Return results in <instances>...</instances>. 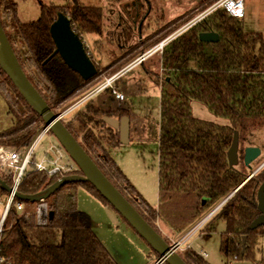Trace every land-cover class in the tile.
Here are the masks:
<instances>
[{
	"label": "trees",
	"instance_id": "1",
	"mask_svg": "<svg viewBox=\"0 0 264 264\" xmlns=\"http://www.w3.org/2000/svg\"><path fill=\"white\" fill-rule=\"evenodd\" d=\"M59 11L68 15L72 28L81 37L103 32L104 16L100 6L80 0H66L62 5L41 4L40 16L23 22L18 17L14 0H0V21L22 69L56 113H59L56 106L65 109L71 101L86 94L83 90L91 86L102 71L94 60L97 73L86 80L70 68L59 53L52 55L56 46L49 29ZM121 24L123 38L130 39L133 26ZM203 31H216L219 40L201 41L199 34ZM86 50L93 57L89 49ZM161 59L169 70L163 76L144 66L146 74L161 91L160 204L157 208L141 195L111 156L108 148L120 144L119 133L103 117L94 118L98 111L92 105V99L71 119L63 120L64 124L102 172L158 232L154 224L156 219L165 220L172 230H181L209 203L237 189L210 218L219 216L226 223L221 234V251L228 261L248 259L264 264V254L261 258L256 256L258 238L264 237V224L249 228L260 214L257 192L264 181V166L245 181L247 174L237 167H230L227 159L235 130L240 135L241 129L251 125L264 126L262 34L244 30L241 19L218 8L165 46ZM112 68L111 64L105 67L107 71ZM7 86L11 88L9 91ZM0 95L7 103L12 121L10 126L0 130V145L16 149L29 147L44 128L43 121L1 67ZM193 99L202 102L215 115L228 119L229 123L217 124L196 117L191 108ZM125 115L130 116V111L121 106L107 116L120 118ZM98 124L102 126L100 133L94 128ZM105 138L107 146L103 141ZM75 173H81L79 168L69 174ZM0 177L8 185L12 184L11 175L0 173ZM60 177L30 170L18 190L26 195L39 194ZM79 186L115 210L88 181L68 182L46 199L49 219L45 225L37 223V201L23 200V211L13 205L0 241V252L9 264H120L100 240L90 214L78 207ZM7 194L0 183V197ZM151 250L159 259V254ZM181 256L187 264H210L191 248L184 249Z\"/></svg>",
	"mask_w": 264,
	"mask_h": 264
},
{
	"label": "rangeland",
	"instance_id": "2",
	"mask_svg": "<svg viewBox=\"0 0 264 264\" xmlns=\"http://www.w3.org/2000/svg\"><path fill=\"white\" fill-rule=\"evenodd\" d=\"M17 3L18 17L23 22L36 20L40 16L41 4L53 3L62 5L66 0H14ZM88 5L100 6L104 16V29L101 34H84L83 39L89 44V51L94 60L102 67L100 74L93 80L91 86L83 90L87 92L79 99L71 101L70 107L81 98H84L94 86L104 82L107 78L130 68L115 79L113 86L126 95L124 101L115 99L112 87L104 88L95 92L91 97L84 100L79 106L65 114V122L71 119L75 113L82 110L92 99V105L98 113L94 116L96 120L107 116L108 113L117 112L119 107H127L130 111V140L126 144H119L109 148L111 156L122 168L131 183L141 193V195L154 207L160 204L159 184H158V141L160 124V87L146 74L144 66L160 76L165 75L169 70L163 65L160 51L155 52L149 58L143 60L144 64H134L140 56L145 55L150 48L140 50L136 46L140 45L141 39L145 37L139 35L137 30L132 31L130 39L123 38V25L133 26L134 22L142 16L150 13L147 24L151 26L160 24L157 19L164 10L165 19L169 16V0H80ZM178 2L174 8L180 12L183 6L186 9H195V14L199 15L217 0H173ZM135 5L139 6L140 12L136 17ZM243 14L241 19L243 29L251 32H258L264 38V0H242ZM120 17V18H119ZM164 19V18H163ZM164 19V20H165ZM204 19V18H203ZM105 31V32H104ZM123 47V49H121ZM133 50L131 52V50ZM157 48V46L155 47ZM207 50H210L207 48ZM129 51V52H127ZM150 51V50H149ZM127 55V56H126ZM126 56V57H123ZM120 59V60H119ZM132 62V63H131ZM111 70L105 69L110 65ZM193 66V64L191 65ZM8 91L11 89L7 86ZM82 95V94H81ZM67 106L66 108H68ZM65 108V109H66ZM193 114L204 120L213 121L217 124H228L229 120L214 114L206 105L199 100L191 101ZM57 112H63L62 107L56 106ZM116 117V116H115ZM118 118V117H116ZM11 116L8 114L7 103L0 95V130L11 125ZM91 126H94L90 123ZM101 124L94 127L97 133H100ZM43 130V128H42ZM41 130V131H42ZM117 130V129H116ZM39 131V133L41 132ZM118 132V130H117ZM38 133V134H39ZM37 134V135H38ZM107 146L106 138L103 140ZM59 143L56 137L48 131L41 138L36 153L40 157L45 148L51 143ZM259 146L261 154L258 158L246 166L243 161L244 149L246 146ZM22 149V148H20ZM264 163V126L251 125L247 129L240 130L239 137V163L237 168L247 174L248 180L253 176V172L259 173ZM233 192V191H232ZM231 192V193H232ZM229 195V194H228ZM227 195V196H228ZM226 196V197H227ZM226 197L211 202L205 206L203 212L181 230H172L170 225L163 219H156L155 226L163 237H166L173 243V238L182 239L205 215L215 206L223 202ZM5 197H3V201ZM78 207L90 214L95 222V231L103 244L110 250L120 264H156L158 256L153 253L150 245L135 231V229L112 207L105 205L101 200L93 196L84 187L79 186L77 192ZM2 207V205H1ZM226 228L225 221L215 216L209 219L205 225L193 233L183 247L191 248L203 257L210 264H257L248 259L227 260L221 251V234ZM185 248V249H186ZM184 251V250H183ZM178 251L180 254L183 252ZM264 252V237L260 236L257 241L256 256L261 258Z\"/></svg>",
	"mask_w": 264,
	"mask_h": 264
},
{
	"label": "water",
	"instance_id": "3",
	"mask_svg": "<svg viewBox=\"0 0 264 264\" xmlns=\"http://www.w3.org/2000/svg\"><path fill=\"white\" fill-rule=\"evenodd\" d=\"M50 33L55 42V50L64 62L77 71L82 78L90 79L97 73L96 62L86 50L82 37L72 28L71 20L64 12L59 11L56 19L50 25ZM203 42H216L219 34L216 31H203L199 34ZM51 55V56H52ZM0 67L13 82L30 107L40 116L45 129H48L62 145L70 158L77 164L81 173L67 174L58 178L44 192L35 195H26L17 192L21 200L39 201L47 199L62 185L74 181L90 182L100 194L118 211V213L135 229V231L159 254L156 264H187L173 243L166 239L141 215L135 206L120 192V190L102 172L91 156L82 147L75 136L69 131L60 114L56 113L31 83L14 52V49L2 27L0 21ZM103 120L111 127L118 130L120 144L130 140V117L125 115L120 118L103 116ZM239 131L235 130L231 145L227 150V159L230 167L239 163ZM259 146L249 145L244 150V163L249 166L259 157ZM264 163L257 169V171ZM254 174V172H253ZM252 174V175H253ZM245 182V181H244ZM243 182V183H244ZM1 185L10 191L11 187L0 177ZM242 183V184H243ZM241 184V185H242ZM235 189L234 191H236ZM230 193L227 200L233 193ZM206 199H203L205 202ZM257 207L260 214L250 223L249 228L255 229L264 224V181L258 188ZM51 215V213H50ZM245 242V237L243 238Z\"/></svg>",
	"mask_w": 264,
	"mask_h": 264
},
{
	"label": "built area",
	"instance_id": "4",
	"mask_svg": "<svg viewBox=\"0 0 264 264\" xmlns=\"http://www.w3.org/2000/svg\"><path fill=\"white\" fill-rule=\"evenodd\" d=\"M218 8L225 9L230 15L235 17H241L243 14V5L242 0H217L215 3L211 4L208 8L203 10L199 15H197L193 22L196 23L201 19L205 18L207 15L212 13ZM83 39V37H82ZM84 40V39H83ZM86 48L89 49V44L84 40ZM165 43L161 41L156 49L163 50ZM147 55L140 56L134 64H138L143 61ZM116 75H113L107 78L104 82L96 85L84 98L78 100L71 107L64 109L63 112H59L60 118L63 119L65 114L70 110L79 106L84 100L91 97L95 92L100 91L107 87H112V92L118 101H124L126 95L122 91H118L114 86L113 82L115 81ZM49 130L43 128V130L36 136L31 145L27 148L16 149L4 145H0V173L5 175H11L12 184L10 185L11 190L8 191V194L3 197H0V241L4 231V226L7 220V216L11 207L14 205L19 211L24 210V201L17 197L18 188L24 178L30 170L42 171L48 174L49 176L57 175H67L70 172L77 170L79 167L77 164L70 158L68 153L62 147L60 143H51L45 148L40 157L37 156L36 149L45 133ZM221 202L217 206L213 207L203 219H201L191 230L180 240L173 242L177 251H183L186 247H183V244L187 239L195 232L200 230L205 223L212 217V215L222 206L225 202ZM2 205V207H1ZM35 215L37 223L40 225H45L49 219V208L46 199H41L37 201L35 207ZM205 255V253H203ZM0 264H9L8 259L1 254L0 252Z\"/></svg>",
	"mask_w": 264,
	"mask_h": 264
},
{
	"label": "crops",
	"instance_id": "5",
	"mask_svg": "<svg viewBox=\"0 0 264 264\" xmlns=\"http://www.w3.org/2000/svg\"><path fill=\"white\" fill-rule=\"evenodd\" d=\"M178 2L181 5L183 4L180 1H178ZM178 2H175V1L173 2V0H169V8H168L169 16L167 19H165V16H166L165 13L166 12L163 10L162 14L157 17V19L159 21H161L160 24L157 23L156 25H153V26H151V24H147V22L150 18L151 12H148V13H146V15H144V11H142L143 13H142V16L139 17V20L138 21L136 20L134 22L133 29L137 30L139 35H143L142 34L143 31L146 32V34H145V37L143 39H141V41H143V42H141V44L136 46L133 50H136L137 47L142 48L144 45H146L152 41L157 40L154 44H152L148 47V48H150L149 49L150 51L148 50V52L146 53L147 57L145 59L149 58L151 55H153L157 51H160V53L162 54L163 50L161 51L160 49L155 48L156 46H158V44L161 41H164V43H165V45L163 47V49H164L165 46H167L173 39L177 38L178 36H180L181 34L186 32L192 25L195 24L193 22V19L197 16V14H195V9H193V8L186 9L183 6L182 10L180 12H178L177 10H174V8L178 6ZM138 7L139 6H137V5H135V7H133V9H135V11H136V17L138 16V14L140 12V8H138ZM119 25H122L121 22ZM121 49H123V47ZM133 50H131V52ZM126 56H123V57H126ZM140 63L142 64L143 61H141ZM130 68H132V67H129L128 69L126 68L122 72H117L116 77H115L116 80L118 81L119 76L121 74H123L124 72L128 71ZM108 150H109V148H108ZM93 224H94V229H95L94 220H93ZM178 240L173 238V242L178 241ZM205 255H206V253H205Z\"/></svg>",
	"mask_w": 264,
	"mask_h": 264
},
{
	"label": "flooded vegetation",
	"instance_id": "6",
	"mask_svg": "<svg viewBox=\"0 0 264 264\" xmlns=\"http://www.w3.org/2000/svg\"><path fill=\"white\" fill-rule=\"evenodd\" d=\"M119 18H120V17H119ZM246 147H247V146H246ZM246 147H245V148H246ZM244 150H245V149H244ZM243 157H244V155H243ZM243 161H244V159H243ZM246 166H247V165H246ZM263 166H264V165H263ZM263 166H262V167H263ZM262 167H261V168H262Z\"/></svg>",
	"mask_w": 264,
	"mask_h": 264
}]
</instances>
